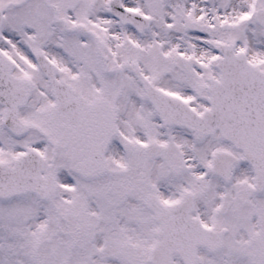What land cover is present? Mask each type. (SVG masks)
<instances>
[{
	"label": "snow or ice",
	"instance_id": "1",
	"mask_svg": "<svg viewBox=\"0 0 264 264\" xmlns=\"http://www.w3.org/2000/svg\"><path fill=\"white\" fill-rule=\"evenodd\" d=\"M0 264H264V0H0Z\"/></svg>",
	"mask_w": 264,
	"mask_h": 264
}]
</instances>
